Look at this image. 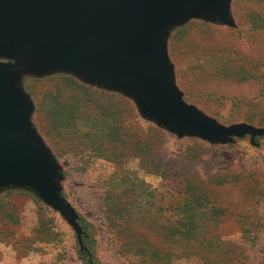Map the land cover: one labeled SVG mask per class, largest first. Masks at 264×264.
Segmentation results:
<instances>
[{"label": "rangeland", "instance_id": "374dc122", "mask_svg": "<svg viewBox=\"0 0 264 264\" xmlns=\"http://www.w3.org/2000/svg\"><path fill=\"white\" fill-rule=\"evenodd\" d=\"M221 5L223 18L197 4L170 13L154 39L158 57L180 103L254 134L174 130L125 84L78 64L39 65L26 42L6 44L0 68L27 103L30 139L73 223L31 181L1 183L0 264H87L84 249L95 264H257L264 0Z\"/></svg>", "mask_w": 264, "mask_h": 264}, {"label": "water", "instance_id": "95a60500", "mask_svg": "<svg viewBox=\"0 0 264 264\" xmlns=\"http://www.w3.org/2000/svg\"><path fill=\"white\" fill-rule=\"evenodd\" d=\"M190 4L224 17L221 0H0V52L11 41L26 42L39 65L78 64L95 77L125 84L143 98L150 114L174 130L189 128L209 137L259 132L208 123L170 90L154 39L170 13ZM0 72V184L31 181L73 223L72 210L50 182L52 168L30 139L27 103Z\"/></svg>", "mask_w": 264, "mask_h": 264}, {"label": "trees", "instance_id": "16d2710c", "mask_svg": "<svg viewBox=\"0 0 264 264\" xmlns=\"http://www.w3.org/2000/svg\"><path fill=\"white\" fill-rule=\"evenodd\" d=\"M115 209H118L117 211V218L119 220L123 219L124 218V213H121L124 211V207H121V206H117L115 207ZM190 222V221H189ZM119 224V223H118ZM253 240V239H252ZM82 252L86 253L87 254V264H95L93 259L91 258V256L89 255L88 251L86 249H84ZM257 264H264V255H262L259 259V261L257 262Z\"/></svg>", "mask_w": 264, "mask_h": 264}]
</instances>
